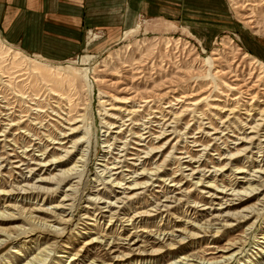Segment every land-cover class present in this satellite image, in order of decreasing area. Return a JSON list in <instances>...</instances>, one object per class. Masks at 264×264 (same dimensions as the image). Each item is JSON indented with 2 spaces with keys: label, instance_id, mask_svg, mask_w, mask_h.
<instances>
[{
  "label": "rangeland",
  "instance_id": "374dc122",
  "mask_svg": "<svg viewBox=\"0 0 264 264\" xmlns=\"http://www.w3.org/2000/svg\"><path fill=\"white\" fill-rule=\"evenodd\" d=\"M30 1L0 0V39L4 42V48L12 49L10 57L14 55L13 51H20L19 56L22 58L27 56L38 62L41 61L44 65L64 67L71 65L74 69L81 71L77 74L80 87L78 91H75L76 94L72 95V103L87 108L88 124L84 127L87 128V131L89 130L90 134H87V137L90 135L91 140L90 138L89 140L92 145L89 149L88 143H84L72 155L71 159L64 163L60 162L61 164L59 162L51 164L48 172H45L46 167H41L42 169L37 170L35 174L26 172V170L22 172L18 168L12 170L13 165L8 160H20L26 157L23 159L28 161L33 158L32 161L41 162L38 156H42L45 161H52L54 158L58 159L64 156V152L55 149L63 147L54 144L53 141L54 139L61 141L58 132L68 131L66 127L71 126L51 114V102L57 104L55 102L57 100L51 99V91L48 89L51 88V85H46L41 75L27 68L23 72L19 71L20 68L13 62L6 61L4 63L5 69L12 72V75L6 72L5 77L3 73H0V76H4L0 77V104L8 106L7 110L4 107L1 110H4V114L11 115L9 119L15 122L23 120V122L20 126H14L12 129L7 127V130H11L7 134V140L10 142L4 140L0 142V239L6 240L0 247V264H25L41 248L47 246L51 247V249L46 248L48 252H51L46 261L47 264H65L70 255L79 257L75 264H169L179 261L183 257L190 259L219 257L228 247V243L239 245L242 243L241 241L245 240H247V246L232 264H264V239L261 238L264 235V206L259 205L261 210L258 213L261 217L255 223L253 222L257 220V215L253 216L245 212V214H249L250 220L242 222L238 226L225 228L219 224L215 225L214 230H221L219 234H215L216 231L204 233L197 227L201 224L204 225L207 219L211 220L212 215L208 214L210 210L202 211L194 208L196 202L201 207H219L216 204H211L210 198H207L204 193H200V191L209 189L206 187L208 182L218 185H222L223 182L224 186L236 188L238 191H242V187H247L248 184L243 182L238 185L240 180H235L234 173L232 174L230 169L224 170L223 174L218 172L217 176L213 175V178L205 179L206 182L205 180L200 181V174H196L193 179L190 177L192 180L189 181L180 175L181 171H178L177 167L179 162L171 157L172 154L178 157L185 156L179 151L189 150L195 158H199L198 156L202 153L200 149L203 150L205 145L210 144L211 150L209 148L208 150L215 154V157L208 154L203 157L206 158L204 164L207 162V166V160L210 161L207 170H213V166L222 168L229 163V159L216 160L223 156H230V153L220 148L225 146L221 144V141L217 142L218 147L215 140L207 136L206 133L204 134L203 128L205 132L213 130L200 123L201 121L207 122L206 124L209 125L211 122L212 126H217L220 131L224 130L226 133L229 130H225V127L222 126L223 123L220 122L230 115L229 117H232L230 121L239 130L238 132L234 127L229 126L230 135L235 134L238 137L244 136L245 129L242 125L240 126V122L236 121V118H239V121L244 124L251 123V117L244 113L246 111L244 108L249 106L242 105L243 101L239 104L240 107H237L241 111L232 114L230 111H224L233 108L236 105L234 102L238 101L229 99L237 91L228 90L226 85L239 83L245 87L256 84V90L251 91L260 90V93H264V89H262L264 85L257 81L258 68L255 70L249 66L255 60L264 63V0H51V8L47 7V9H51V21L45 16V20L42 21L38 14H32L29 11L31 10ZM15 2L20 6L13 5L14 7L28 10L30 14L21 12L16 15V18L13 17L10 24L5 23L8 17L5 10ZM129 5L130 8H128ZM54 15L57 16L54 17ZM248 15L253 16L255 21L253 24L249 22V18H245ZM213 51L218 54L213 55ZM245 55L248 57L244 58ZM217 57L218 59L214 61L213 59ZM137 66H140V69H136ZM16 70L18 71L15 72ZM137 70L144 71L139 73ZM4 79L11 80V82L4 83ZM213 82L218 83V88H215ZM48 84H51V81ZM67 92H69V88ZM221 92L229 94V97ZM147 95H153L158 99L157 105H159V100L163 102L167 112L165 115L170 118L166 124L172 125L164 126V129L172 134L161 141L156 140L153 147L162 146L168 138H171L172 142L165 144L160 152L152 153V158L148 160L146 167L150 171H154L155 162L158 164L163 162L165 167L162 169H166V171L159 176L149 174L155 180H150L148 177L136 179L143 185L147 181L153 182L149 191L137 188L123 193V188L115 187L114 190V187L109 183L98 185L97 174L103 167L97 163L102 162L101 159L105 158L104 155H107V159L110 157L104 153L108 150L104 148V145L108 144L106 143L107 139L113 142L111 137L115 134L112 133L108 137L105 131L109 133L110 130H119L116 127L109 129L106 127V123L117 124V126L122 124L118 119L121 118L125 106H133L132 104L138 101V97ZM184 95H187L188 98H182ZM243 95L244 101H248V95ZM261 96L262 94H260ZM205 97L209 98L204 99ZM174 98H180L186 102L179 104ZM215 98L219 100H213ZM259 99L261 100V98ZM170 100L175 103L174 108L166 107L170 104ZM102 101L104 102L102 103ZM199 101H201L199 105L190 106L191 109L199 108L197 112L196 110L187 111L186 114L175 119L173 114L168 113L171 111L178 114L183 109L181 105ZM209 103L216 104L219 106L218 109L224 110L210 108L211 106L207 105ZM36 106H40L41 108L38 107L40 109L43 107V109L40 110ZM257 106L264 109V104L259 103ZM132 109L129 107V110ZM201 112H205L206 119H203L205 114L198 116ZM257 112L253 110L252 117L257 114L256 118H259L260 115ZM4 114L1 116H6ZM1 116L0 119L6 118ZM62 116L65 117V115ZM114 117L116 118L114 119ZM136 119L142 118L137 117ZM173 120L175 122H172ZM9 122L11 121H4V123ZM79 124L83 125L84 123ZM199 124L202 126L200 128L202 131L198 133L200 131ZM228 125L226 123V126ZM173 127L178 132L173 133L175 130ZM4 129L6 128H1L0 133ZM134 130L138 131V128H134ZM84 131L74 135L71 141L83 136ZM246 131L248 133L251 129L247 128ZM129 134L130 131L126 130L122 141L127 137H129L128 140L130 138L138 140ZM260 135L264 137V129L257 136ZM219 136L221 135L219 134ZM2 138L5 136L0 137V139ZM182 138L189 140L188 145ZM229 139L241 142L234 136H230ZM192 141H198V144L205 145L193 146L195 142ZM174 144L179 148L177 152H171ZM130 145L143 148L134 143ZM65 146L67 147L64 150L72 149L70 148L71 142ZM246 146L248 144H241L238 150H242ZM226 147L231 150V153L237 152L233 148L234 144H230L229 148L228 145ZM149 149L144 150L148 151ZM130 150L134 153L138 152L134 149ZM256 150L254 149V151ZM116 152L119 151L116 150ZM9 153L20 157L10 156ZM244 153L247 154L246 157L239 156V162L232 161L230 167L235 169L245 165L250 174H259L258 176L262 178L261 182H258V178L255 176L237 175L253 177L256 180L252 186L264 189V160L261 164L256 162L252 164L251 157L249 162L246 159L248 155L258 160L263 157H257L251 152L245 151ZM141 155L143 156L145 153H141ZM79 157H84L85 161L79 162ZM165 159L166 161H164ZM75 164L78 166L74 171L51 178L56 173L61 174V170L68 171ZM249 164H252L253 167ZM186 165L187 163L184 164V166ZM198 165L200 163H194L193 166L197 168ZM205 166L202 165L200 168H205ZM32 167L39 168L34 164H31ZM139 167L138 172H142L143 168ZM190 167L192 166L188 168ZM260 167L263 168L261 169L263 172L254 173V170L260 169ZM124 168L133 170V167ZM14 172L21 174L23 178L26 175L29 178L22 180V177ZM71 173L74 174L71 176ZM190 173V170L185 171V174ZM125 174H129L127 175L129 180L123 181L125 185L122 186L134 187L132 185L134 183L131 181L132 175L135 173L125 171ZM224 174L231 176L230 179L224 177ZM157 177L167 180L162 182L156 180ZM39 178L51 179L38 181ZM231 178L233 181H230ZM215 179H219L217 183ZM198 182L203 184L197 186ZM172 183L181 188L170 186ZM25 184L40 186L42 190L35 189L29 194H24L17 193L15 189V194H2L12 190L13 185L22 186ZM71 185L75 189L74 193L71 190L67 191ZM101 187L103 190L98 194L99 198L119 207H107L108 203L96 204L88 200L95 197L96 189ZM166 188L174 190V192L168 194L165 193L167 191L161 192ZM136 192L140 194L129 202L122 198V196H130ZM228 192L230 193L232 190ZM66 193H71L72 199L64 203H73L74 208L57 207L63 206L62 199ZM171 195L176 196L177 199L173 197L172 202L164 201L167 196ZM257 195L262 197L264 190ZM229 197L232 196L229 195ZM118 198H122L127 203H118ZM160 201L168 203L172 208L166 212L162 211L158 216H143V220L139 217L135 221L120 222L122 219H131L134 214L149 211L156 202ZM256 202L258 199L254 197L233 207L230 212L240 211ZM96 206L102 207L103 210ZM123 206L125 207L123 208ZM104 208L108 210L106 211ZM163 208L165 209V207ZM112 213L117 214L114 215L113 221H110ZM201 214L203 215L198 217ZM30 216L35 217L30 218ZM87 216L91 219H88ZM60 218H70V222L61 225L58 223ZM230 222L237 223L232 219ZM43 223H48L57 229L66 228L62 231H55ZM29 228L33 230L30 231ZM250 228L252 229L249 230ZM160 230L171 232L174 236L157 235ZM246 232H250L247 239L243 237L246 236ZM92 238H97L99 242L86 246L84 243ZM67 245L71 248H66ZM114 250L115 252H112ZM261 250L263 252H259ZM121 252L127 254L128 258L124 257ZM60 255L63 256L60 258L58 257ZM258 255L263 258L257 260ZM115 256L119 258L116 259ZM192 262L196 263V261Z\"/></svg>",
  "mask_w": 264,
  "mask_h": 264
},
{
  "label": "bare ground",
  "instance_id": "6f19581e",
  "mask_svg": "<svg viewBox=\"0 0 264 264\" xmlns=\"http://www.w3.org/2000/svg\"><path fill=\"white\" fill-rule=\"evenodd\" d=\"M252 17H253L252 15H248L245 18H249V22L253 24L255 21ZM168 46H170V45H168ZM11 50H12L11 48H4V42L0 39V73H3V75H4L7 72V73H10V75H12L11 74L12 72H9L8 70H6L5 65H4V63L6 61H9V63L13 62L15 64V66L19 67L20 68L19 71L22 70V72H23V70L25 68H27V69L31 70L32 72L38 73L39 75H41L44 78L43 80L45 81V84L48 86L51 85V88H48L51 91V99L57 100V101L54 100L57 104L51 102V114L59 117L62 120H64L71 127H69V128L66 127V129L68 131L61 132V133L58 132V134L60 135L61 141H56L55 139L53 141L54 144H59L60 146L63 147L62 149H60L58 147H56L55 149L64 152V156H61L58 159L54 158L52 161L51 160L45 161V159H43L42 156H38V159H41L40 160L41 162L32 161L33 158L32 159L27 158L28 161L23 159L26 157H23L20 160H18V159L13 160V161L8 160V162H10L13 165L12 170H13V168H18L22 172L26 170V172L35 174L37 170L42 169L41 167H46L45 172H48L49 166H51V164H57V162H59V164H61V163L66 162L67 160L71 159L72 155L77 150H79V147L81 145H84V143H88L87 147L89 149H90V146L92 145L91 141H90L91 140L90 135L87 137V134H90L89 130L87 131V128L84 127L85 125L88 124V121H87L88 118L86 116V109L87 108L79 106V104L72 103L73 102L72 98L74 96L73 94H76L75 91H78L79 87H80V81H79V77L77 76V74L81 73V71L79 72L78 70L74 69L71 65H68L67 67L44 65L41 63V61L38 62L37 60H33L27 56H24L22 58L21 56H19V54H21L20 51H13L15 53L12 57H10V55H11L10 52H12ZM212 54L217 55L218 53L213 51ZM245 57H248V55H245L244 58ZM217 59H218V57L214 58L213 60L215 61ZM249 66H252L253 67L252 69H255V70L258 68L259 74H258L257 81L261 82V85H264V83H263L264 82V63L260 62L259 60H255L252 63H250ZM136 69H140V66H137ZM17 71L18 70H16L15 72H17ZM86 71H87V69H86ZM137 71H139V70H137ZM143 71L144 70L139 71V73H142ZM217 72H220V71L218 70ZM250 74L252 75L253 72ZM18 75H20V74H18ZM87 75H88V73H87ZM87 75H85V76L87 77ZM4 76H2V77H4ZM236 76H239V75L236 74ZM9 78H7V79H9ZM20 79H22V78H20ZM50 81H51V84H48V83H50ZM1 82H2V80H1ZM7 82H11V80H5L4 83H7ZM14 83H17V82H14ZM213 83H215V88H218V83L217 82H213ZM9 84H11V83H9ZM12 86H14V85H12ZM15 87H17V86H15ZM66 87L69 88V92H67L68 88H66ZM226 87L228 90H236L237 91L236 94H234V95L232 94L233 96H231L229 98L230 100H233V101L238 100L237 102L236 101L234 102L236 105L233 108L224 110V109H218L219 106L216 104L212 105L209 103L207 105H210L211 106L210 108H216L220 111L221 110L230 111V114H232L236 111H241L240 109L237 108V107H240L239 104L241 103V101L244 102V103H242V105H244V106L248 105L249 107L244 108V109H246V111L244 113H246L248 115V117H251V119H250L251 123L250 124H244V122L239 121V118H236V121L240 122V126L242 125L243 129H245L243 132L244 136L238 137L235 134L230 135L229 131H231V130L229 129V126H232V127H234L235 130H237V128L234 126L233 122L230 121L231 120L230 118H232V117H229L230 115H228L227 119L220 122V123H223L222 126L225 127V130H229L228 132L224 133V130L220 131L219 130L220 128H217V126H212L213 123H211V122L208 125V124H206L207 122L204 123L201 121L200 124H205V126L207 125V127L212 129L213 131L212 132H205L204 128L202 131L200 129V128H202V126L199 124L201 127L199 126L200 131H198V133L201 131L204 134L206 133L207 136H210L213 140L216 141L215 144H218L217 142L221 141V144H224L225 146H221L220 148L225 149L226 152L230 153L229 154L230 156H223L221 159L218 158L216 160L220 161L223 159H229V163H227L222 168H218L217 166H213V170H207V167H209L210 161L207 160L208 161V166H207V162H206V164H204V161H206V158H203V157L206 156L207 154L213 155L215 157V154L209 152V150H211V148H209L210 144L209 145L200 144V143L198 144V141H192V142H195L194 143L195 145H193V146L205 145L203 148L204 151L202 149H200V152H202V153L198 156L199 158H195L192 155L191 151H189V150L179 151V153L185 154V156H179L178 157L174 154L171 155V157H173L175 160H177V162H179V165L177 167H178V171H181L180 175L186 177L187 180H189V181L192 180L193 178H195L196 174H200L202 176V177L200 176V181L202 182L209 177L213 178L212 177L213 175L217 176L218 172H220V174H223L224 170L230 169L232 174L234 173L235 180H240V182L237 183L238 185L243 184V182H246L248 184L247 187H242L243 188L242 191H238V190H236V188H232V187L228 188V186H224L223 182H222V185L212 184V182H208L209 184L206 187L209 189L200 191V193H204V195H206L207 198H210L211 204H216L219 207L218 208L217 207H211V206L201 207V205L198 202H196V204L193 206L194 208L200 209L202 211L203 210H210L208 212V214L212 215L211 216L212 219L211 220L207 219L206 220L207 222H205L204 225L201 224L200 226L199 225L197 226L198 229H200V231L204 232V233H207V232L212 233L213 231H216L215 234H219L221 232L220 229L214 230L215 225H217V224H219L222 227L227 228V227L238 226V225H240V223L245 222L247 220H250V217L248 216L249 214H245V212L250 213L253 216L257 215V220H255L253 223L258 222L260 220V217H261L258 213L261 210L259 208V205L264 206L263 205L264 204V195L262 197H259V195H257V194H261L264 189H258L255 186L254 187L252 186V183L255 182L256 179H253V177L247 178V175H245V176L237 175V174H248L249 176H255L256 178H258L257 181L261 182L262 178L260 176H258L259 174H250L248 172V170H246L245 165H243V167H236L235 169L230 167V164L232 163V161L239 162L238 161L239 156L244 155L246 157L247 154L244 153L245 151L248 153L251 152L252 154L257 155V157H260V156L263 157L261 160H258V159H254L252 156L248 155L246 158L247 162L251 161L250 157L252 158V164L255 162L258 164H261V162L264 160V137H263V135L257 136V135H259V132L262 129H264L263 128V126H264V123H263L264 122V109H261L257 106V105H259V103L264 104V93H260V90H258L257 92L251 91V90H256L255 89V87H257L256 84H253L251 86L246 85L244 87V85H240L239 83H233L230 85H226ZM262 89H264V88H262ZM73 91H74V93H73ZM221 94H224V92H221ZM243 94L248 95V97H249L248 101H244V98H243L244 95ZM260 94H262L261 97H260ZM4 95H6V94H4ZM224 95L226 97H229V94H224ZM3 98H6V97H3ZM182 98H188V97H187V95H184V97H182ZM208 98L209 97H205L204 99H208ZM259 98H261V100ZM37 99H39V98H37ZM175 99L179 102V104L181 102H186V100H183L180 98H174V100ZM137 100L138 101H135V103L132 104L133 106H125L121 118L118 119V120H120V122H122V124L117 126V124H110V123L105 122L106 127H108L109 129L116 127V128H119V130H115V131L110 130L109 133H108V131H105L106 134L108 135V137L111 136L112 133H115L114 136L111 137V138H113L114 141L110 142L109 139L106 140V143H108V144L104 145V148H107L108 150L104 151V153L110 155V157L107 159V155H104L105 158L101 159L102 162L97 163V164H100V167H103L98 172V174L96 173L97 177H98V180H96V182L98 183V185L109 183L112 187H114V190H115V187L123 188V191H124L123 193L128 192L127 190H134L137 188H144L148 191L150 190L149 187H151L154 184L153 182L149 183V181H147V182H144V185H143L142 183H138V181L136 179L142 178V177H148L150 180H155L152 178V176H149V174L159 176L161 173L166 171V169H162L163 167H165L163 162H162V164H158L157 162H155L156 166H154V171H150L149 169H147L146 165H147L148 160L152 158V155H151L152 153L154 154L156 152H160L161 150H163L162 148H164L165 144H167V143L170 144L172 142V139L168 138L163 143L162 146L153 147L156 140L161 141L166 136H169L170 134H172V133H168L167 129H164V126L170 127L172 125L166 124L167 121L170 120V118H167V116L165 115V114H167V112L165 110V106H163V104H162L163 102H161V100H159L158 101L159 105H157L158 99L153 97V95L141 96V97H138ZM213 100H219V99L215 98ZM103 102L104 101H102V103ZM200 102L201 101L196 102V103H188L187 105H184V106L181 105V108H183V109L178 114H177V112H171V111L168 113L171 115L173 114L174 119L178 118V116L186 114L187 111L196 110L197 107H195L194 109H191L190 106L199 105ZM226 102H227V100H226ZM169 103L170 104L166 107L174 108L175 103H173L172 100H170ZM66 105H68V106H66ZM3 107L6 108V110H7L8 106L6 107V106H3L0 104V116L4 114V110H1V108H3ZM38 107H40V106H38ZM38 107L36 106V108H38ZM129 107H132L133 109L129 110ZM135 107H137V108L134 109ZM10 108H11V105H10ZM40 108H38V109H40ZM153 108H156V109H153ZM223 108H225V107H223ZM42 109H43V107H42ZM42 109H40V110H42ZM197 110H196V112H197ZM253 110H255V112L258 111L257 113H258V115H260L259 118H256L257 114L255 117H252L253 116V113H252ZM47 111H48V109H47ZM65 111H67V112H65ZM81 111H83V112H81ZM240 113H242V112H240ZM202 114H205V112H201V114L198 116L200 117V116H202ZM4 115H6V116H3V117H6V118L0 119V129L3 127L6 129L2 130V132L0 133V137L5 136V138L0 139V142L3 140L9 141V140H7V137H8L7 134H9L11 130H7V127L12 129L14 126H17V125L20 126V124H22V122H23V120L15 122L14 120L9 119L11 117V115L9 113H5ZM62 115H65L66 118L63 117ZM212 116H214V115H212ZM125 117H126V119H125ZM137 117L142 118V119H140V120H142V122H140L139 119H136ZM115 118L116 117H114V119ZM206 118H207L206 114L203 115V119H206ZM210 119H211V117H210ZM5 120H10L11 122L4 123ZM247 121H249V119H247ZM172 122H175V121L173 120ZM79 123H84V124L80 125ZM226 123H228L229 125L226 126ZM77 124H79V125H77ZM4 125H9V126H4ZM134 128H138V131H135ZM158 128L160 129L159 131H158ZM173 128L175 129V127H173ZM247 128L251 129V131L248 133L246 131ZM83 130H85L83 136L79 137L78 139H76L74 141L73 140L71 141V139L74 135H76L77 133H79ZM126 130L130 131L129 136H132L134 138H138V140H133L132 138H130L128 140L129 137H127V139L122 141V138H123L122 136L125 134ZM237 131L239 132V130H237ZM157 132H160V133L155 135V133H157ZM175 132H178V131H176V129H175L173 131V133H175ZM252 133H254V134H252ZM215 134H218V135L212 137ZM219 134L221 136H219ZM230 136H234L237 140H240L241 142L239 143L235 140H230L229 139ZM191 137H194V136H191ZM89 138H90V140H89ZM185 138L187 139V136ZM185 138L184 139L182 138V140L184 142H186V144L188 145L189 140H185ZM257 140H258V143L256 144ZM68 141L72 143V146H70V148H72V149L68 150L66 148L64 150V148L67 147V146H65V144L67 145L69 143ZM51 142H52V140H51ZM119 143H122V144H119ZM131 143L139 145L143 148H137L136 146L131 147V145H130ZM177 144H180V143H177ZM230 144H234L235 147H233V148L235 150H237L236 153H231V150L227 149L226 145H228V148H229ZM241 144H244V145L248 144V146H246L242 150L241 149L238 150L239 145H241ZM218 147H219V144H218ZM147 148H150V149L148 151H145L144 149H147ZM208 148H209V150H208ZM130 149L137 150L138 152L134 153ZM178 149L179 148H177V146H175V144H174L171 152H177ZM254 149H257V150L254 151ZM32 150H34V148H32ZM116 150H118L119 152H116ZM141 153H145V155L142 156ZM9 155L14 156L16 158L20 157L19 155H14V154H10V153H9ZM113 155H115V156H113ZM142 157H144V159H142ZM202 158H203V160H202ZM83 159H84V157L83 158L79 157L78 161L84 162L85 160H83ZM131 160H134V162H131ZM164 161H166V159ZM104 162H105V164H104ZM185 163H187L186 166H184ZM194 163H200V165H198V167L195 168V166H193ZM211 163H214V162L211 161ZM31 164L37 165V166H39V168H35V167L31 168ZM252 164H249V166H252ZM202 165H206L205 168H200V166H202ZM77 166L78 165L75 164L73 167L68 169V171L67 170H61V174L56 173L51 178H55L56 176L65 175L69 171L72 172L75 169H77L76 168ZM139 166H141L143 168L142 172H138V170L140 169ZM189 166H192V167L188 168ZM124 167H127V168L133 167V170L125 169ZM54 169H56V168H54ZM261 169H263V168L262 167H260V169L256 168V170H254V173H262L264 170L262 171ZM186 170H190L191 173L185 174ZM125 171H130V173H135V175H132L133 179L131 181L132 183H134V184H132V185H134V187L133 186L132 187L131 186L130 187L122 186V185H125V184H123V181L129 180L128 179L129 177H127V175H129V174H125ZM14 173L19 174L17 172H14ZM208 173H210V174L207 175ZM72 174H74V173H71V176H72ZM19 176L22 177L21 174H19ZM114 176H116V177H114ZM223 176L226 178H229V179L231 177V176H227L225 174ZM175 177H176V175H175ZM190 177L192 179H190ZM27 178H29V176L26 175L24 178L22 177V180H27ZM50 179L49 178H39L38 181H46V180H50ZM118 179H121V181H118ZM156 180H160L162 182H165V180H167V179H162V178L157 177ZM215 180H216L215 182L217 183L219 179H215ZM241 180H244V181H241ZM230 181H233L232 178ZM201 182L196 183V185L199 186V185L203 184ZM205 182H206V180H205ZM155 186H160V185H155ZM170 186L178 187L179 189L181 188L174 183H172ZM13 188H12V190L8 191V193L3 192L2 194H7V195L15 194V189H16L17 193H24V194H27V193L29 194V193L33 192V190H35V189L38 191L42 190V188H40V186L30 185V184H25L22 186H19V185L14 186L13 185ZM163 188L165 189V186H163ZM26 189H28V190H26ZM47 190L49 191L50 189H47ZM69 190L73 191L72 193H74L75 189L71 185V186H69L67 191H69ZM102 190H103V187L97 188L96 189V196L89 198L88 200H90L91 202H94L96 204L97 203H108L107 207H119L114 203H110V202H107L105 200H102V198H99L98 194H100L102 192ZM230 190H232V192L229 193L228 191H230ZM165 191H167V192H165ZM9 192H12V193H9ZM130 192H132V191H130ZM157 192H159V191H157ZM161 192H165L168 194V193L174 192V190H168V188H166V190L161 191ZM138 194H140V193L136 192L130 196H122V198L126 199V201L129 202L131 199L138 196ZM71 195H72L71 193L70 194L66 193L62 199V202L64 203L66 201H70L72 199ZM229 195L232 197H229ZM173 197L176 198V196H174V195L167 196L164 201L172 202L171 200ZM254 197L258 199V202H256L255 204L248 206V207H245V208H242V210L237 211V212H230V209H232L233 207H236L237 205L243 204L244 202H246L250 199H253ZM122 198H118L117 202L126 204L127 202L125 200H122ZM178 200L181 201V199H178ZM217 200H218V202H216ZM57 207L64 208V209L74 208L73 203H68V204L64 203L63 206H57ZM124 207L125 206H123V208ZM163 207H165V209ZM87 208H90V206H87ZM97 208L103 210L102 207H97ZM171 208H172V206L169 205L168 203H162L161 201L158 203L156 202V204L153 205V207H151L149 211H144V212H140L138 214H134L131 219H128V218L122 219V220H120V222L123 223L126 221H135L139 217L142 219L143 216H151V217L158 216L162 211L166 212L168 209H171ZM36 210H38V209H36ZM104 210L107 211L108 209L104 208ZM115 214H117V213L111 214L112 216H111L110 221H113V219L115 218V216H114ZM203 214L199 215L198 217L202 216ZM34 217L35 216H30V218H34ZM87 218L91 219V217H88V216H87ZM116 218L120 219L119 217H116ZM123 218H125V217H123ZM60 219L61 220L58 223L61 225L67 224L70 222V218H60ZM231 219L236 221L237 223L235 224L233 222H230ZM222 222H224V223L222 224ZM43 224L46 225V227H50V228L52 227V229L55 231H62L66 228V227H63V228L57 229L51 225H48V223H43ZM29 229H30V231L33 230L32 228H29ZM251 229L252 228H250L249 230H251ZM178 231H180V230H178ZM246 233H247L246 236H243L245 239H247V235L250 232H246ZM158 234L159 235H165V236L173 235L171 232H166L165 230L163 232L160 230L159 232H157V235ZM17 236H19V235H17ZM261 238L264 239V235ZM158 239H160V238H158ZM240 241H241V239H240ZM4 242H6L5 239H0V247L3 245ZM95 242H99V240L97 238H92L90 241H87L84 244L86 246H90L91 244H94ZM241 242L242 243H239V245H235V243H232V242L228 243V247L223 250V253L219 257H217V256L210 257V258L201 257L200 259H194V258L190 259L187 257H183L179 261L170 262L169 264H232L237 259V256L240 255L244 251V248L247 246V240H245L244 242L243 241H241ZM46 248L51 249L50 246H47L45 248H41V250L39 252H37V254H35L33 257L29 258V260H27V262L25 264H47L46 261L48 260V257L50 256L51 252H48L46 250ZM66 248H71V247H69L67 245ZM130 250H131V248H130ZM132 250H134V249H132ZM14 252H17V251H14ZM112 252H115V250ZM259 252H263V250H261ZM121 253L124 257L128 258L127 254H125L124 252H121ZM207 254H211V253H207ZM213 254H215V253H213ZM62 256L60 255L58 257L61 258ZM115 258L117 259L119 257L115 256ZM258 258L261 259L263 257L258 255L257 260H258ZM76 260H79V257L70 255L69 259H67V262L65 264H75ZM192 261H196V263H194ZM55 264H57V263H55Z\"/></svg>",
  "mask_w": 264,
  "mask_h": 264
},
{
  "label": "crops",
  "instance_id": "0c3cea01",
  "mask_svg": "<svg viewBox=\"0 0 264 264\" xmlns=\"http://www.w3.org/2000/svg\"><path fill=\"white\" fill-rule=\"evenodd\" d=\"M130 1V0H129ZM31 6V10H29L32 14H38L39 19L44 21V16L46 19H50L51 21V9H47V7L51 8V0L48 2L47 0H31L29 3ZM130 4V3H129ZM13 5L20 6L19 3H11L8 8H6L5 13L8 15L7 19L5 20V23L8 22L9 24L12 22L13 17L16 18V15H19V13H25L30 14L28 10H21L18 7H14ZM28 6V5H27ZM130 8V5L129 7ZM129 10V9H128ZM41 16V17H40ZM57 15H54L56 17ZM18 21H20V18H18Z\"/></svg>",
  "mask_w": 264,
  "mask_h": 264
}]
</instances>
